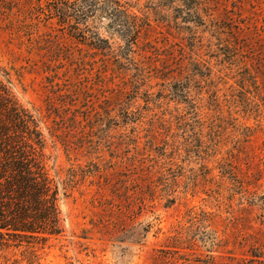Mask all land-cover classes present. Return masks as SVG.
<instances>
[{
  "label": "rangeland",
  "instance_id": "obj_1",
  "mask_svg": "<svg viewBox=\"0 0 264 264\" xmlns=\"http://www.w3.org/2000/svg\"><path fill=\"white\" fill-rule=\"evenodd\" d=\"M195 1L183 23L139 0L126 56L105 18L97 50L49 0H0L1 123L61 229L6 237L0 264H264V0Z\"/></svg>",
  "mask_w": 264,
  "mask_h": 264
},
{
  "label": "trees",
  "instance_id": "obj_2",
  "mask_svg": "<svg viewBox=\"0 0 264 264\" xmlns=\"http://www.w3.org/2000/svg\"><path fill=\"white\" fill-rule=\"evenodd\" d=\"M145 1L147 8L155 13L159 6L169 4L173 11L184 15L183 23L192 18V14H197L195 0ZM48 4L50 14L58 18L59 23L67 25L73 31V37L87 39L89 35L97 50H111V46L108 40L91 32L90 20H109V27L124 35L121 51L126 56L133 52L141 28L149 26L145 15L140 13L139 0H49ZM0 98L8 105L9 97L5 89L0 91ZM9 106L15 110L12 104ZM15 120L28 129L24 118ZM9 138L0 118V247L8 244L6 237L45 240L48 236L61 233L56 204L58 188L41 163L29 159L24 153L20 154L16 145L8 141ZM31 141L34 142L33 139Z\"/></svg>",
  "mask_w": 264,
  "mask_h": 264
}]
</instances>
